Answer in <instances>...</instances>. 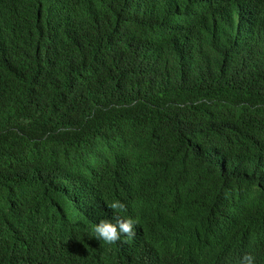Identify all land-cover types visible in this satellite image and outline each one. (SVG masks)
<instances>
[{
  "label": "trees",
  "instance_id": "trees-1",
  "mask_svg": "<svg viewBox=\"0 0 264 264\" xmlns=\"http://www.w3.org/2000/svg\"><path fill=\"white\" fill-rule=\"evenodd\" d=\"M126 205L134 239L93 226ZM264 264V0H0V264Z\"/></svg>",
  "mask_w": 264,
  "mask_h": 264
},
{
  "label": "clouds",
  "instance_id": "clouds-1",
  "mask_svg": "<svg viewBox=\"0 0 264 264\" xmlns=\"http://www.w3.org/2000/svg\"><path fill=\"white\" fill-rule=\"evenodd\" d=\"M107 207L115 213L113 216L115 222L104 219L95 224L92 229L95 239L109 245L121 241L122 236L126 238L124 242L134 239L136 236L135 222L131 218L124 219L119 215L120 212L126 211V205L116 200L109 203ZM238 264H256V256L252 253H245L240 257Z\"/></svg>",
  "mask_w": 264,
  "mask_h": 264
}]
</instances>
